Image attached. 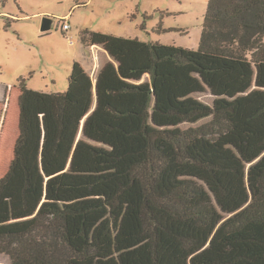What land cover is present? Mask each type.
<instances>
[{"label": "trees", "instance_id": "16d2710c", "mask_svg": "<svg viewBox=\"0 0 264 264\" xmlns=\"http://www.w3.org/2000/svg\"><path fill=\"white\" fill-rule=\"evenodd\" d=\"M80 35L111 58L96 77L0 100V255L264 264V0H209L196 51Z\"/></svg>", "mask_w": 264, "mask_h": 264}, {"label": "rangeland", "instance_id": "374dc122", "mask_svg": "<svg viewBox=\"0 0 264 264\" xmlns=\"http://www.w3.org/2000/svg\"><path fill=\"white\" fill-rule=\"evenodd\" d=\"M209 0H0V98L4 88L24 79L33 91L66 93L74 53L82 46L81 31L158 42L196 51ZM69 16L70 34L61 18ZM45 17L53 28L42 32ZM74 40L71 45L68 38ZM146 79L144 81H147ZM212 105L211 94L198 97ZM185 123L181 129L198 128ZM81 137V136H80ZM0 264H12L0 255Z\"/></svg>", "mask_w": 264, "mask_h": 264}, {"label": "crops", "instance_id": "0c3cea01", "mask_svg": "<svg viewBox=\"0 0 264 264\" xmlns=\"http://www.w3.org/2000/svg\"><path fill=\"white\" fill-rule=\"evenodd\" d=\"M67 16V15H66ZM64 16V17H66ZM63 17V18H64ZM69 17V16H67ZM70 34V31L67 33L66 36ZM70 38V37H67ZM71 44V43H70ZM75 45V42L73 43V46ZM74 62H79L82 67L92 76L96 77L98 74V71L100 68L111 61L110 56L101 48H98V46H93V47H84V45L80 46L79 48L76 49L74 53ZM9 87L4 88V95L3 97L0 98V100L4 101L6 98V90Z\"/></svg>", "mask_w": 264, "mask_h": 264}, {"label": "built area", "instance_id": "2783aa9c", "mask_svg": "<svg viewBox=\"0 0 264 264\" xmlns=\"http://www.w3.org/2000/svg\"><path fill=\"white\" fill-rule=\"evenodd\" d=\"M60 21H62V33L66 34V32L68 33L71 30V25L68 23L69 21V17H64L61 18ZM69 42L71 43V45H73L74 40L72 38H68Z\"/></svg>", "mask_w": 264, "mask_h": 264}, {"label": "water", "instance_id": "95a60500", "mask_svg": "<svg viewBox=\"0 0 264 264\" xmlns=\"http://www.w3.org/2000/svg\"><path fill=\"white\" fill-rule=\"evenodd\" d=\"M53 19H51V17H45L43 19V23H42V32H46L48 30H52L53 28Z\"/></svg>", "mask_w": 264, "mask_h": 264}]
</instances>
